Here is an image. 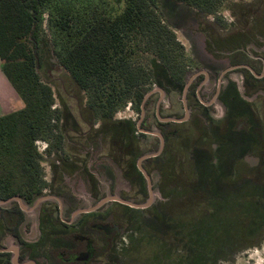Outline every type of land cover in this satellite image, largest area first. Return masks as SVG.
Here are the masks:
<instances>
[{
	"label": "rangeland",
	"instance_id": "374dc122",
	"mask_svg": "<svg viewBox=\"0 0 264 264\" xmlns=\"http://www.w3.org/2000/svg\"><path fill=\"white\" fill-rule=\"evenodd\" d=\"M210 1L214 6L212 14L200 12L178 0V7L164 5L167 11L169 9V15H166L169 20L165 23L176 33L182 45L176 55L183 77L180 83H176L165 66L153 64L152 54L141 56L140 62L149 68L150 74L145 86L150 90L147 94L157 91L144 109V118L136 110L134 95L118 109L113 120L104 118V110L95 103L94 97L82 91L58 66L53 36L44 26L45 64L40 74L55 93L54 109L60 111L63 140L61 149L55 144L49 148L50 142L47 141L37 142V147L44 157V180L70 190L71 196L66 195L64 201L68 209L76 211L78 208L88 210L106 196L126 198L135 204L145 203L149 198L148 182L142 178L137 165L142 157L154 154L159 144L153 135L158 132L155 113L159 90L168 94L162 104L163 117L180 120L185 113L184 89L193 74L212 70L216 79L213 85H217L219 76L229 67L232 58H239V63L246 65L240 73H233L227 79L245 101L253 103L249 108L240 99L237 105L233 104L234 110L230 109V114L240 117L239 123L237 119H230L227 105L217 102L213 108L203 109L191 96V111L200 119V131L187 134L189 125L171 124V128L183 134L180 135L183 138H178L179 142L170 141L176 148L177 162L184 161L183 164L192 167L194 160L204 168L199 179H211L214 183H209L202 194L200 189L207 184L203 180L190 179V172L186 169L177 174L176 179L182 180L180 182L159 179L156 167L162 162L156 160L151 165L144 161L154 187V204L150 209L127 212L117 203H108L99 212L80 216L77 220L86 219L82 225L75 223L78 227L74 232H87L85 225L93 219L121 225L112 251L94 264H173V255L176 259L175 256L185 253L184 247L189 243L184 237L194 225L202 227L207 236L205 240L196 241L202 251L193 259V264H200L208 255H212V264H264V80L256 84V91L254 89V94L249 95L250 99L246 96L249 80L244 77V74H253L257 68V74L264 71V0ZM124 7V3L114 6L112 15L120 14ZM45 18H48L47 14ZM199 80L195 81L194 88ZM213 93L210 87L201 94L202 99L209 101ZM243 117L246 127L238 128L244 123ZM143 121L149 126L147 136L141 135L147 130L142 126ZM127 123L128 132L125 130ZM115 130L119 134L116 135ZM208 133L212 135L210 139ZM79 135L83 138L81 141ZM207 137L208 140L204 141ZM190 140H195L192 145ZM185 142L191 147L185 148ZM250 154L260 158L258 166L249 167L244 161V157ZM79 156L82 159L79 160ZM164 172H169L167 164L162 175ZM91 190L95 195H91ZM59 193L56 192L64 199ZM46 196L53 195L46 190L43 197ZM189 198L193 207L184 203ZM36 203L27 205L28 209L35 207ZM43 205L57 208L58 204L46 202L34 212L27 213V224L22 228L27 245L20 246L3 231L0 248L5 245L28 251L23 254L24 258L38 257L42 264H56L52 256L55 249H73L74 244L68 238L73 233L72 228L54 226L50 216L42 215L40 209ZM174 216L172 222L169 217ZM91 234L98 237L97 233ZM196 234L191 241L195 240ZM164 236L168 239L167 244H163Z\"/></svg>",
	"mask_w": 264,
	"mask_h": 264
},
{
	"label": "trees",
	"instance_id": "16d2710c",
	"mask_svg": "<svg viewBox=\"0 0 264 264\" xmlns=\"http://www.w3.org/2000/svg\"><path fill=\"white\" fill-rule=\"evenodd\" d=\"M178 1L208 14L214 7L210 0ZM122 3L123 11L113 16L114 6ZM166 4L178 7L177 0H0L2 70L24 103L22 110L0 117V201L20 197L28 205L42 197L48 184L37 142L47 141L49 148L53 144L62 148L55 93L40 74L45 64L44 26L53 36L58 66L82 91L94 97L104 110V118L111 121L133 95L136 110L141 113L150 91L145 88L150 80L149 68L141 64V56L152 54L154 65L162 64L173 81L181 82L183 74L176 54L182 45L165 23L169 20ZM203 183L207 185L200 191L205 194L208 184L214 181L204 179ZM191 201L189 198L184 203L193 207ZM0 210L5 228L13 231L16 224L17 230L25 217L18 203L0 206ZM206 236L202 227L194 225L184 237L189 243L185 253L176 259L173 255V264H191L202 251L196 241ZM211 260L212 255H208L200 264H212Z\"/></svg>",
	"mask_w": 264,
	"mask_h": 264
},
{
	"label": "flooded vegetation",
	"instance_id": "af4514ba",
	"mask_svg": "<svg viewBox=\"0 0 264 264\" xmlns=\"http://www.w3.org/2000/svg\"><path fill=\"white\" fill-rule=\"evenodd\" d=\"M239 60H240L239 58L238 59L232 58V61L229 64V67L227 69H225V71L222 72V74L219 76V78L217 80V85H213V84H215L216 79L214 78L215 74L212 70H209L208 72L198 71L192 75V79L186 85V87L184 89V93H183V102H184L185 113H184L183 118L180 120L185 119V117L188 113V118L185 121L174 120L171 117L170 118L163 117L162 104L164 103L165 98L168 94L165 91H163L164 95H162L161 90H159V92H158L159 98L157 101V108H156V113H155V116L157 118V124H158V126H157L158 132L153 133V135L159 140V144L157 145V149L155 150L154 154H150V155L142 157L138 161V165H137L138 171L141 173L142 178L146 179L148 182L149 198L147 199V201L145 203H142V204L136 203L135 204V203H131V202L127 201L128 199H126V198H119V197H115V196L107 197L106 196V197L101 198L97 203H95V205L92 208H89L88 210L78 208L76 211V209L75 210L68 209L66 207L67 204L64 201L65 196L71 194L70 190L66 189L65 187H63L61 185H57L56 183H50V184L47 183L48 186L44 190L43 196H45V191L48 190V192H50V194L53 195V196H46V197H49V199H47L41 203H38L39 199L45 198L43 196L40 197L39 199L36 200L37 203L35 204V207H33L32 209H28V211L22 210L19 203L17 202L21 211H23L25 213L24 220L22 223L19 224L17 230H16V224H14L15 227L13 228L14 229L13 231H8L5 228L4 222L1 218V210H0V238H1V235H4L3 231H5L8 235H10V237L14 240V242H17L18 244H20V246L27 245V243L23 237V233H22V228L24 227L25 224H27V222H26L27 221L26 220L27 213L34 212V210L37 209L40 206V204H43L46 202H54V203L58 204L57 208L56 207L49 208V207L43 205L41 207L40 211H41L43 216H45V215L50 216L51 217L50 222L54 226H56L57 228H59V227L72 228L73 233L70 234L68 238L74 244L73 249H66L65 247H61V248H58V249H55L54 251H52V256H53V259L56 262V264H94V261H96V260L105 259L106 256L108 255V253L112 251L115 235H117V233L119 232V228L121 225L119 223H113V224L102 223V221L100 222V221H96V219H93V220H90L85 225V228H87V230H88L87 232H83L81 230L74 232V228H77L78 224L80 226L86 221V219H79V220H77V219L80 218V216L93 214V213H96V212L103 210L104 208H106L108 203H117L124 209V211H127V212L146 211V210L150 209L154 204V200H153V203L147 208H136V207H133V206H130L128 204L123 203V201H124V202L135 204V205H145L149 201L150 190H152V192H153L154 187L152 186L151 177L149 176L147 170L145 169V165H143L144 161L148 162L151 165L153 163H155L156 160H160L162 162L161 165H158V167H156V171H159V175H158L159 179H171L174 181H178L176 179L177 174H179L180 172H185L186 170L190 172L189 173L191 175L189 177L190 179H199L201 177L200 173H201L202 169L204 170V168H203V166L197 164L193 160L192 157L190 160V161L193 160L191 164L195 163V165H192V167L189 166L190 164H183L184 161H181L182 163L180 161L177 162L176 148L174 146H172V144H170V141H172V140L177 141L178 138H183L182 136H180L183 134H181V132L179 130H177L176 128H171V124L176 123V124L189 125L188 127H190V128L187 131V134H190V132H194V133L197 132L198 133L200 131V123H201L200 119H198L197 117H194L195 116L194 112L191 111V108H193V105H191V96H192V98H194V100L197 103H199L203 107V109L213 108V106L217 102H219L223 105H227L226 111H227V113L229 112L228 116L230 117V119H232V121L237 119L238 120L237 122L239 123L240 117L232 116L233 114H230V109L232 111L234 110V105H237V101H239V99L243 100L244 104L246 106H248L247 108H249L250 106L252 107V105H253V103H249L248 101H245L244 96L241 95L237 90H235L234 84L230 85V83H229L230 80H228V82H227V79H229L228 78L229 75H231L233 73H240V70L242 69V67L246 66L243 63H239ZM258 71H259V69L257 68V70H253V74H250V73L244 74L245 79L249 80L248 82L250 84L249 85L250 89L249 88L246 89L247 90V94H246L247 98H250L249 95L254 94V89L256 87V84H258L259 82L264 80V71L261 72L260 74H257ZM197 80H199V84L197 87L194 88L193 86L196 85L195 81H197ZM210 87H211V90H214L213 96L209 101H204L202 99V97H203L202 95H203L204 91L209 89ZM194 89H195V91H194ZM255 91H256V89H255ZM155 92H157V91H154L153 93H155ZM153 93L151 95H153ZM151 95L147 94L144 98V101H143V104L141 107V113H140L141 118H144V114H145L144 109L149 104V99H150ZM221 99H222V102H220ZM250 104H252V105H250ZM228 105L230 106L229 108H228ZM166 119H171L172 121L166 122V121H164ZM244 119L245 118L243 117V122H244L243 125H242V123H240L241 125L238 128H241L242 126L244 128L246 127V121ZM161 125L166 126L168 128H162ZM142 126L145 129H147L148 131L144 130L145 133L143 132V133H141V135L147 136V133L150 132L149 126H147V122L143 121ZM125 130H126V128H125ZM126 131L128 132V130H126ZM78 132H80V131H78ZM115 133L117 135V134H119V131L115 130ZM79 134H81V132ZM127 136L129 137V135H127ZM207 136L210 139V136H212V135H210L208 133ZM128 137H127V140H129ZM208 137L205 138L204 141H207ZM187 138H188V136H187ZM82 139H83L82 136L79 135V140L81 141ZM196 139H198V137H196ZM91 140H92V138H91ZM127 140H126V142H127ZM194 141L195 140H193V141L190 140L191 145ZM178 142H179V140H178ZM183 145L185 146V148L186 147L189 148V146H190V144H187V142H185ZM214 147H215V145H214ZM106 156H108V155H106ZM148 156H151V157H148ZM247 156L248 155H246V157H244V161L249 165V167H256V165L258 166V164L260 162V158L254 157L251 154L249 157H247ZM194 157H195V155H194ZM78 158H79V160L82 159L81 156H79ZM194 159L197 160L196 158H194ZM140 161H141V165L139 166ZM78 163H80V162H78ZM166 164L169 167V172H166V173L164 172V175H162V172L164 170V165H166ZM183 167H185L184 170H183ZM171 173H173V175H171ZM90 178L92 179L93 177L91 176ZM56 192H60L59 194H62L64 199L59 197V195L56 194ZM91 195L92 196L95 195V192L92 190H91ZM108 198H115V199L113 201L103 203V201L105 199H108ZM101 203H103V204L98 207V205H100ZM28 205H31V204H28ZM56 214H57V216H56ZM83 218H85V217H83ZM169 218L172 220V222H173V220H175V216L169 217ZM76 221L78 224H75ZM91 232L97 233L98 237L96 238V237L92 236ZM164 238L165 239L163 240L164 241L163 244H167L166 242H168V239H166V236H164ZM15 252H17V254ZM26 252H28V251H26ZM26 252L23 251L22 249L20 250L16 247L4 245L2 248H0V264H42L41 261L39 260L40 258H38V257H29V258L26 257V258H24L23 254H25ZM33 252H34V250L31 251V253H33ZM46 260H47V262H50V259H46Z\"/></svg>",
	"mask_w": 264,
	"mask_h": 264
},
{
	"label": "crops",
	"instance_id": "0c3cea01",
	"mask_svg": "<svg viewBox=\"0 0 264 264\" xmlns=\"http://www.w3.org/2000/svg\"><path fill=\"white\" fill-rule=\"evenodd\" d=\"M24 103L2 70L0 60V117L20 111Z\"/></svg>",
	"mask_w": 264,
	"mask_h": 264
},
{
	"label": "water",
	"instance_id": "95a60500",
	"mask_svg": "<svg viewBox=\"0 0 264 264\" xmlns=\"http://www.w3.org/2000/svg\"><path fill=\"white\" fill-rule=\"evenodd\" d=\"M161 93H162V95H164V92H163V91H161ZM187 118H188V113H187L185 119L180 120V121H185ZM164 121L169 122V121H172V120H171V119H166V120H164ZM158 135H159V134H158ZM148 157H151V156H148ZM146 158H147V157H146ZM141 161H142V160H141ZM141 161H140V163H139V166L141 165ZM150 188H151V187H150ZM47 199H49V197L41 198V199L38 200V203H41V202H43V201H45V200H47ZM114 199H115V198H108V199H105V200L103 201V203L113 201ZM153 200H154V195H153L152 190H150V199H149V201H148L145 205H135V204L127 203V202H124V201H123V203L128 204V205L133 206V207H136V208H147V207H149V206L153 203ZM13 201L18 202L22 210H24V211H28V206H27V205L24 203V201H23L21 198H19V197H14V198H11V199L6 200V201H0V206L7 205V204H9V203H11V202H13ZM103 203H101L100 205H98V207L101 206ZM15 253L17 254V252H15Z\"/></svg>",
	"mask_w": 264,
	"mask_h": 264
}]
</instances>
